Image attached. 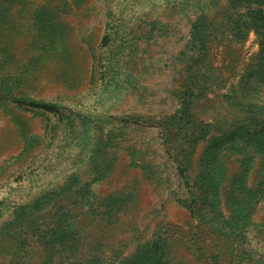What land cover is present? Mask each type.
I'll list each match as a JSON object with an SVG mask.
<instances>
[{"label":"rangeland","instance_id":"rangeland-1","mask_svg":"<svg viewBox=\"0 0 264 264\" xmlns=\"http://www.w3.org/2000/svg\"><path fill=\"white\" fill-rule=\"evenodd\" d=\"M208 1L0 0V264H116L154 239L167 264H264V149L226 138L264 112L258 37L221 34Z\"/></svg>","mask_w":264,"mask_h":264},{"label":"trees","instance_id":"trees-1","mask_svg":"<svg viewBox=\"0 0 264 264\" xmlns=\"http://www.w3.org/2000/svg\"><path fill=\"white\" fill-rule=\"evenodd\" d=\"M214 1L215 0H209L206 2L205 6L211 5ZM225 3L226 10H230V12L227 13L225 11L222 15V19H224V27L220 33L224 34L225 32L228 33V31H230L236 39H243L250 29H254L257 34L259 44L258 58L264 67V0H226ZM106 25L109 28L114 27L110 25L109 22ZM213 25L217 26L218 24H212L210 19L205 14L198 15L190 24L191 42L199 47L201 52L200 55H203L207 49L206 39L208 29ZM111 35L112 32L107 31V33H105L102 37V44L107 43V40L111 38ZM259 76H261V78L258 80H261V82L264 83V73L258 74V77ZM14 101L17 104L25 106L42 108L55 112L58 111V106L50 102L37 101L26 97L17 98ZM249 105L250 107L242 113L241 123L244 125L241 126L238 132L236 129L230 130L228 132L229 134H227L228 136L226 135V138L229 139L228 142L231 141V139L234 141L239 139L244 145L262 147L264 149V112H261V106H256L254 102ZM241 108H243V106H241ZM235 132L236 136H234ZM186 161L187 159L182 163L185 164ZM41 199H43V197H41ZM199 205V208H202L203 212L208 209L205 198L201 199ZM29 209H31L30 206L21 207L17 211L15 218L19 220L26 219V211H29ZM233 220L237 222L235 217H232L231 219L225 218L223 220L227 224L229 231L235 227L232 223ZM60 229H63V226H58L57 229L51 228L45 233H49L50 238L55 239L58 234H61L62 230L60 231ZM39 233L43 234L41 231ZM43 235H39L40 239H42L43 242L50 243L51 239L46 237L45 240ZM96 261L98 262V260H93V258H91L85 264H96ZM116 264H167V257L163 253L159 241L154 239L140 246L133 256L123 258Z\"/></svg>","mask_w":264,"mask_h":264}]
</instances>
